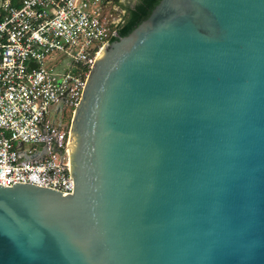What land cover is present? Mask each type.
Wrapping results in <instances>:
<instances>
[{
    "label": "water",
    "instance_id": "1",
    "mask_svg": "<svg viewBox=\"0 0 264 264\" xmlns=\"http://www.w3.org/2000/svg\"><path fill=\"white\" fill-rule=\"evenodd\" d=\"M115 37L73 193L0 185V264H264V0H160Z\"/></svg>",
    "mask_w": 264,
    "mask_h": 264
},
{
    "label": "built area",
    "instance_id": "2",
    "mask_svg": "<svg viewBox=\"0 0 264 264\" xmlns=\"http://www.w3.org/2000/svg\"><path fill=\"white\" fill-rule=\"evenodd\" d=\"M113 3L0 0L1 186L73 193L64 168L70 123L91 69L122 22L107 11Z\"/></svg>",
    "mask_w": 264,
    "mask_h": 264
},
{
    "label": "trees",
    "instance_id": "3",
    "mask_svg": "<svg viewBox=\"0 0 264 264\" xmlns=\"http://www.w3.org/2000/svg\"><path fill=\"white\" fill-rule=\"evenodd\" d=\"M116 3L119 0H115ZM160 0H130L127 4H121L125 14L122 22L116 28L117 34L121 37L129 35L139 24L148 18L152 10L158 5ZM117 38H113L116 41Z\"/></svg>",
    "mask_w": 264,
    "mask_h": 264
},
{
    "label": "rangeland",
    "instance_id": "4",
    "mask_svg": "<svg viewBox=\"0 0 264 264\" xmlns=\"http://www.w3.org/2000/svg\"><path fill=\"white\" fill-rule=\"evenodd\" d=\"M128 0H119L118 3H113L110 4L107 8V11H114V14L111 15L112 19H116L119 20L120 17H122L123 13V9L121 7V4L125 5L127 4ZM64 122L68 121V116H67V112H65L64 117H63Z\"/></svg>",
    "mask_w": 264,
    "mask_h": 264
},
{
    "label": "flooded vegetation",
    "instance_id": "5",
    "mask_svg": "<svg viewBox=\"0 0 264 264\" xmlns=\"http://www.w3.org/2000/svg\"><path fill=\"white\" fill-rule=\"evenodd\" d=\"M130 0H128V2H129Z\"/></svg>",
    "mask_w": 264,
    "mask_h": 264
}]
</instances>
